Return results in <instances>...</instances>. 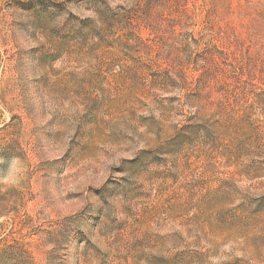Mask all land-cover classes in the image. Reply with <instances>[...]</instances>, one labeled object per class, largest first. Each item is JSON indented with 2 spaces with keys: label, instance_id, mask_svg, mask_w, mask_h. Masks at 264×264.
<instances>
[{
  "label": "rangeland",
  "instance_id": "374dc122",
  "mask_svg": "<svg viewBox=\"0 0 264 264\" xmlns=\"http://www.w3.org/2000/svg\"><path fill=\"white\" fill-rule=\"evenodd\" d=\"M0 264H264V0H0Z\"/></svg>",
  "mask_w": 264,
  "mask_h": 264
}]
</instances>
